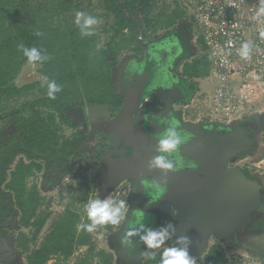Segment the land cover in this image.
I'll return each mask as SVG.
<instances>
[{"label": "water", "instance_id": "95a60500", "mask_svg": "<svg viewBox=\"0 0 264 264\" xmlns=\"http://www.w3.org/2000/svg\"><path fill=\"white\" fill-rule=\"evenodd\" d=\"M135 22L141 53L126 57L116 70L122 102L115 116L108 117V107L100 104L65 113L76 125L104 121L106 126L99 128L114 147L121 142L130 147L123 156V150L111 151L99 171L101 197L122 180L130 182V208L112 239L118 260L141 264L154 253L168 215L170 244L181 253L203 256L211 234L242 246L237 233H245L264 210V175L230 162L257 153L263 113L224 124L182 121L172 110L146 108L151 92L161 100L191 102L197 82L178 76L175 64L195 49H190L188 25L145 43L140 6Z\"/></svg>", "mask_w": 264, "mask_h": 264}, {"label": "trees", "instance_id": "16d2710c", "mask_svg": "<svg viewBox=\"0 0 264 264\" xmlns=\"http://www.w3.org/2000/svg\"><path fill=\"white\" fill-rule=\"evenodd\" d=\"M157 1L0 0V112L8 110L10 99L18 100L29 87L18 86L15 80L24 66L30 63L39 64L40 71L47 77L42 98L36 99L35 104L39 102L51 109L48 123L54 122L57 113L67 120L64 112L85 100L110 103L116 109L121 97L115 83V65L123 51L133 49L132 44H137L134 14L138 6L141 23L150 34L154 35L161 29H167L168 33L179 25H188L193 39L194 23L190 22L181 0H173L174 9L168 13L156 11ZM93 23H101L102 26L94 28ZM102 34H108L104 45L100 44ZM193 45L201 52L197 54L196 51V57L186 60L182 71L190 81L209 76L211 64V56L202 37L198 38V46L194 42ZM24 106L23 103L21 110L17 109L9 117L20 124L15 137L23 140L27 125L32 122L25 119ZM37 114L33 115L38 118ZM35 123L41 122L31 123L33 136L37 134L40 137L42 125ZM253 123L250 121L251 125ZM50 126L47 124L42 130H47L49 136L56 135L58 129ZM12 150L16 154L23 147L16 143L10 148ZM9 162L10 159L0 154V185L5 182L7 188L15 189L20 206L29 212V219L37 215L33 223L37 226L33 238L51 219L50 228L39 248L27 256L28 264H47L51 259L55 260L54 264H70L71 261L73 264H115L112 252L97 248L92 232L96 227L109 233L119 228L125 205L95 218L96 207L88 204L90 187L87 186L76 198L79 205L75 203L67 207L54 218L49 208L37 214L41 198L35 190L28 192L26 184L27 178L40 170V165L20 162L7 181ZM258 222H264V210L252 226ZM82 247L86 250L78 253ZM262 252L259 249V253ZM170 260L165 250L160 249L147 256L141 264H170ZM205 260L206 264H231L220 244L208 248Z\"/></svg>", "mask_w": 264, "mask_h": 264}, {"label": "flooded vegetation", "instance_id": "af4514ba", "mask_svg": "<svg viewBox=\"0 0 264 264\" xmlns=\"http://www.w3.org/2000/svg\"><path fill=\"white\" fill-rule=\"evenodd\" d=\"M180 26L182 25L175 27L174 30L168 33L167 29L158 30L154 35L150 34L149 31L147 32L143 27L145 30L143 41L145 43H155L157 41L163 40ZM138 37L139 34L137 35V44H132L131 48H133V52L131 54H126L121 58L116 70L126 57L131 55H139L141 53V48L138 45ZM189 42L192 45L190 46V49H195L192 48L194 47L192 37L190 38ZM196 51L197 50H195L194 53L190 52L189 54L180 56L176 60L175 72H177L178 76L185 78L188 81L190 80L182 75L183 65L186 60H189L190 57L196 54ZM25 72L27 74L24 73V77H21L23 80L21 86L28 85L29 87L26 88V90L23 92V95L20 96V98L24 97L25 95L26 97L28 96L26 98L27 100L24 101L25 110L23 114L26 120L32 122H41L35 124L42 125L40 128L42 133H40V137H38L37 134L36 136H33L31 122L27 125L28 129L25 133V140L15 137V133L20 124H17V121H14L13 119H9V117H12L16 113L17 109L21 110L23 104L20 105L21 107H12L8 108V110L0 112V121L3 122L0 124V145L2 144V146H0V154H3L4 157L10 159V162L6 168L7 174L9 173L8 176H6L8 177L6 180L9 181L11 172L20 162L27 165H40V170H36L34 175L29 176L27 178L26 184V189L28 192L35 190L41 198L40 204L37 207V214L48 208L50 210L49 203L53 204L56 202L58 204L61 201L64 202V199H66L63 203V205H66V207L63 206L65 210L67 207L73 206L75 203H77L76 198L82 191H84L87 186L90 187L89 198L92 196V194L96 193L94 191L95 189H97L100 193L99 171L101 161L105 156L112 155L110 154L111 151L115 150H123L122 156L127 155L128 153L124 152V149H129L130 147L126 148V145L123 142H121L117 147H114L112 141L99 128L106 126L104 121L103 123L100 121L93 123L90 121V119H88L87 121H84L82 125H76L73 124L71 119L66 117V115L65 118L68 121L60 117V114L57 113L54 118V122L48 123V121H50L49 111L51 109L39 104V102L35 104L36 99L42 98V91L47 82V77L46 75L39 74L38 71H34L32 69ZM119 95L121 97L120 93ZM14 102L15 99L12 98L10 99L9 104ZM121 102L122 97L119 106L114 109L110 103H91L88 100H85L79 105L69 108L64 112V114L68 111H71L72 109H78L83 104L86 106L90 104H100L106 105L108 107L109 112L107 113V116L113 118L115 113L118 111ZM33 103L34 106L32 105ZM189 103H187L185 100L176 99L161 100L157 92H151L147 97L146 103H143V105L146 108L157 109L162 113H167L172 110L178 119H181L182 121H188L184 117V110H186L184 108H187ZM33 114H37L39 117L37 118ZM198 121L203 123H211L216 120H213L212 118H205V120ZM47 124H50L51 128L58 129L56 135L51 134L52 136H49L47 130H42L43 128H46ZM33 126L37 127V125ZM64 128L70 129L69 132L67 133V131H64ZM16 143H20L23 147V150H20L18 153L14 154V150L16 149L10 151V148ZM8 150L9 152H6ZM117 155L118 153H113V157ZM127 186L129 187L130 191V182L129 180L125 179L122 180V182L116 188H127ZM60 192H62V194H60ZM53 198H55L54 201ZM127 203L128 208L123 215L124 217L127 213V210L130 208L129 192ZM28 216L29 212H25V210L20 206L15 189L7 188L5 182H3L2 185H0V264H28L27 256L32 250L39 248L45 235L44 232L47 231L46 229L49 221L44 225L37 237L33 238L34 232L37 229V226H34L33 223L35 222L37 215L31 217V219H29ZM259 223L262 224V222H258L257 224ZM166 224L168 225L167 238L169 248L173 253L186 255L187 253H181L177 251L170 244L169 228L172 225V218L170 215H168L166 218L165 225ZM257 224L249 227V229L242 235L240 234L241 231L237 233L239 235L237 239H241V243L245 240H248L249 237L254 235L257 232L256 230L259 229L258 226L260 225ZM210 238H216L228 247H236L237 245L236 243H226L214 234H211Z\"/></svg>", "mask_w": 264, "mask_h": 264}, {"label": "built area", "instance_id": "2783aa9c", "mask_svg": "<svg viewBox=\"0 0 264 264\" xmlns=\"http://www.w3.org/2000/svg\"><path fill=\"white\" fill-rule=\"evenodd\" d=\"M181 2L194 23V44L202 37L211 56L204 116L228 124L264 110L256 107L264 97V0Z\"/></svg>", "mask_w": 264, "mask_h": 264}, {"label": "rangeland", "instance_id": "374dc122", "mask_svg": "<svg viewBox=\"0 0 264 264\" xmlns=\"http://www.w3.org/2000/svg\"><path fill=\"white\" fill-rule=\"evenodd\" d=\"M93 2H97V0H92ZM156 11L157 12H170V10L174 9L173 7L175 6L173 4V0H158L156 3ZM171 7H170V6ZM94 26V28H98L102 26L101 23H93L92 24ZM178 25V23L176 24ZM195 29V28H194ZM108 41V34H102V38L100 39V44L104 45L105 42ZM133 52V49H127L125 51H123L117 61V64L115 65V69L118 66L119 62L121 61V58L123 56H125L126 54H131ZM201 52V49H197V54ZM194 57H196V55L192 56L191 59H193ZM190 59V60H191ZM34 70V71H38L39 74H42L41 70V66L37 63H33V64H27L24 66L23 70L21 71V73L17 76L15 82L18 86H21L23 83V80L21 79V77H24L25 74H27L25 71L28 70ZM25 73V74H24ZM20 77V78H19ZM194 81L197 82L198 88L197 91L193 94L192 96V101L189 103L187 108H184L186 110H184V117L186 118V120L188 121H198V120H205V113L208 112V108L210 109V101H209V95L207 94V92H211L212 90V86L209 85L208 81L205 78H196L194 79ZM206 95H208L206 97ZM28 97V96H27ZM26 95L22 98H20L19 100H15L14 103L9 104V108L15 107H21L20 105H22L24 103V101H26L27 98ZM33 98V97H32ZM263 99H261L259 102L261 103H257L256 107L257 108H261L263 107ZM261 113H264L261 112ZM214 116V115H212ZM205 117V118H204ZM244 119V118H243ZM3 123L0 121V124ZM64 131H67V133L69 132L70 129L64 128ZM246 157H237L236 159H233L230 162V165H239L242 167H246L248 169H250L252 172H255V169L253 167V165H251L250 163V159ZM9 174V173H8ZM83 175V173H82ZM8 179V177H7ZM126 187V186H125ZM125 187H119L114 189L110 194L106 195L105 197H101L100 193L97 189H95L94 191L96 193L92 194V196L88 199V204H93L96 207V213H95V218L105 215L107 213H112L113 211H115V209H117L120 205H125V210H124V214L126 209L128 208V192H129V187L127 186V188ZM60 194H62V192H60ZM48 195V194H47ZM55 200V198H53V201ZM66 199H64L65 202ZM63 201H61L60 203H49L50 205V210L52 212V218H54L55 216L61 214L64 211V207H66V205ZM71 202V199H70ZM64 206V207H63ZM86 209V206L84 207L83 210ZM124 217V216H123ZM50 223L51 220H49L48 224H47V231H45L44 233H47L49 228H50ZM118 230L115 229V231H113L112 233H109L103 229H100L98 227L93 229L92 235H93V239L96 242L97 248L98 249H104L107 252H112L114 254L115 257V264H120L118 257H117V251L114 247L113 244V234ZM168 225L166 224L163 227V232H162V237L158 242V245L156 247V250H160L163 249L165 250V252L170 256L171 260H170V264H206V260H205V255L208 251V248L213 245V244H220L222 249L224 250L225 256L230 260L231 264H259V259L262 258L260 257L264 252L259 253V249H261L262 251H264L262 248H258L257 246H254L253 244H251V240L250 238L248 240H245L242 242V246H238L236 245V247H228L227 245L223 244L221 241H219L216 238H210L209 243H208V248L205 252V254L201 257H193L190 256L189 254L186 255H182V254H176L173 253L171 251V249L168 246ZM253 237V240L255 239V241L257 242L255 236H250ZM252 239V238H251ZM84 250H86L85 247H82V249L78 252L81 253ZM259 253V254H258ZM55 260L51 259L47 264H54ZM70 264H73L72 261Z\"/></svg>", "mask_w": 264, "mask_h": 264}, {"label": "crops", "instance_id": "0c3cea01", "mask_svg": "<svg viewBox=\"0 0 264 264\" xmlns=\"http://www.w3.org/2000/svg\"><path fill=\"white\" fill-rule=\"evenodd\" d=\"M207 94L209 95L210 92H207ZM206 95V97L208 96ZM209 99V98H208ZM263 108H264V100H263ZM262 111H257V112H250L245 118L251 116V114L253 113H261ZM264 122V119L262 120V123ZM264 125V124H263ZM264 128V126H263ZM248 159H250V163L251 165H253L255 172H259L261 174L264 175V130L258 140V151L257 153L253 154V155H249L247 157ZM261 228L260 230H256L257 232L252 235L255 236L257 242L255 241V239L253 240V237H249L251 240V244H253L254 246H257L258 248H262L264 250V222H262V224H260ZM252 238V239H251ZM262 258H260L259 264H264V253L261 255Z\"/></svg>", "mask_w": 264, "mask_h": 264}]
</instances>
